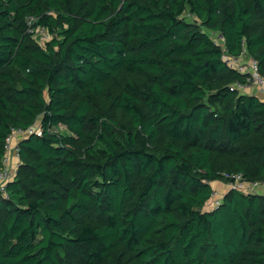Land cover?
Returning <instances> with one entry per match:
<instances>
[{
	"label": "trees",
	"instance_id": "16d2710c",
	"mask_svg": "<svg viewBox=\"0 0 264 264\" xmlns=\"http://www.w3.org/2000/svg\"><path fill=\"white\" fill-rule=\"evenodd\" d=\"M52 36L42 49L26 19ZM264 0H0V264H264ZM56 130V131H53Z\"/></svg>",
	"mask_w": 264,
	"mask_h": 264
},
{
	"label": "built area",
	"instance_id": "2783aa9c",
	"mask_svg": "<svg viewBox=\"0 0 264 264\" xmlns=\"http://www.w3.org/2000/svg\"><path fill=\"white\" fill-rule=\"evenodd\" d=\"M36 19L33 17H29L26 19L27 24V32L33 33L35 37V42L44 49L47 42H49L52 36L49 32L43 27L34 28ZM215 45L219 46L221 49V60L222 62L230 69L246 75V83L239 84L235 83L234 88L238 90H242L247 85H254L257 86L261 92L264 94V77H262L258 73L257 64L254 60H244L242 58V54L240 56H232L229 55L224 46V38L221 34L216 33L211 35ZM36 126L32 128L21 131L19 129H12L11 134L5 140V157L2 160V168H0V192H5L6 184L14 177L15 172H11L9 165H8V156H12L15 159H19V152H18V143H14V139L16 136L25 135L28 136L33 132L37 131ZM225 178L231 179V182H227L228 190L235 189L241 192L246 193H254L255 189L258 188L263 183H247L242 181L241 175L236 174L228 177L225 175ZM222 200V196L218 195L216 191H213L210 200L206 204L207 208L214 209L217 207ZM209 206V207H208Z\"/></svg>",
	"mask_w": 264,
	"mask_h": 264
},
{
	"label": "crops",
	"instance_id": "0c3cea01",
	"mask_svg": "<svg viewBox=\"0 0 264 264\" xmlns=\"http://www.w3.org/2000/svg\"><path fill=\"white\" fill-rule=\"evenodd\" d=\"M242 58L244 60H250L251 59L247 55V53H243ZM240 92L244 95L255 96L259 100L264 102V94L261 92V90L257 86L247 85ZM24 137H26V136L25 135L16 136V138L14 139V143H19V141L22 140ZM8 165H9L11 172H15L17 165H18V160L12 156H8ZM211 185H212L213 191L218 192L221 196H223L228 191L227 184L223 183L221 181L212 182ZM255 192L259 193V194H264V184H261L258 188H256Z\"/></svg>",
	"mask_w": 264,
	"mask_h": 264
},
{
	"label": "rangeland",
	"instance_id": "374dc122",
	"mask_svg": "<svg viewBox=\"0 0 264 264\" xmlns=\"http://www.w3.org/2000/svg\"><path fill=\"white\" fill-rule=\"evenodd\" d=\"M35 126H36V127H38V125H37V124H35ZM37 130H38V128H37ZM53 131H56V130H54V129H53ZM217 193H218V192H217ZM218 195L220 196V194H219V193H218ZM206 207H207V206H206ZM208 207H209V206H208Z\"/></svg>",
	"mask_w": 264,
	"mask_h": 264
},
{
	"label": "water",
	"instance_id": "95a60500",
	"mask_svg": "<svg viewBox=\"0 0 264 264\" xmlns=\"http://www.w3.org/2000/svg\"><path fill=\"white\" fill-rule=\"evenodd\" d=\"M244 193H246V192H244ZM247 194H250V193H247ZM210 208H206V210H209ZM211 210V209H210Z\"/></svg>",
	"mask_w": 264,
	"mask_h": 264
}]
</instances>
